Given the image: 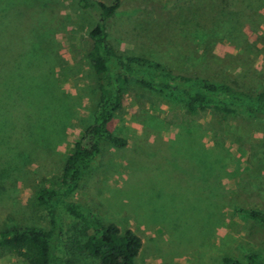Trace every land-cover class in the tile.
<instances>
[{
  "label": "rangeland",
  "instance_id": "obj_1",
  "mask_svg": "<svg viewBox=\"0 0 264 264\" xmlns=\"http://www.w3.org/2000/svg\"><path fill=\"white\" fill-rule=\"evenodd\" d=\"M96 23L76 0H0V231L48 227L37 193L59 182L99 102ZM111 41L175 70L264 86V0H124ZM112 130L128 145L103 143L73 199L141 237L136 264L245 262L263 249L264 224L236 208L264 211V121L191 116L131 82ZM59 214L55 264H100L77 246L78 222ZM0 264L24 262L0 251Z\"/></svg>",
  "mask_w": 264,
  "mask_h": 264
},
{
  "label": "trees",
  "instance_id": "obj_2",
  "mask_svg": "<svg viewBox=\"0 0 264 264\" xmlns=\"http://www.w3.org/2000/svg\"><path fill=\"white\" fill-rule=\"evenodd\" d=\"M76 1L82 10L97 17L89 33L93 43L89 60L100 77L94 120L76 143L59 182L37 193L38 208L48 227L17 226L0 231V251L24 264H55L66 236L59 214V207L63 206L79 224V232L86 240L82 245L77 242V246L87 256L100 264H136L143 249L141 237L131 229L122 232L114 223L104 224L94 209L73 199L84 176L101 155L103 143L117 148L128 145L127 139L114 134L112 126L129 84L134 82L150 92L165 95L182 104L191 116L215 111L224 118L242 116L253 121H264V86L248 88L203 73L175 70L152 55L122 52L112 43L111 36L124 0H114L111 4L99 0ZM236 213L264 224V211L260 209L238 206ZM224 264H264V247L258 253L247 254L245 262L228 257Z\"/></svg>",
  "mask_w": 264,
  "mask_h": 264
}]
</instances>
